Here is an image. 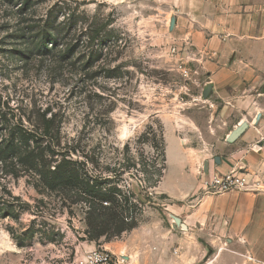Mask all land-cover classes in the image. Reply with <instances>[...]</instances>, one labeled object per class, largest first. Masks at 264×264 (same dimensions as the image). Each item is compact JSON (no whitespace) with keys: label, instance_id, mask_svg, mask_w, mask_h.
<instances>
[{"label":"rangeland","instance_id":"374dc122","mask_svg":"<svg viewBox=\"0 0 264 264\" xmlns=\"http://www.w3.org/2000/svg\"><path fill=\"white\" fill-rule=\"evenodd\" d=\"M152 1L0 0V264H81L104 250L89 226L95 199L46 177L64 158L93 190L128 200L139 228L172 220L160 186L180 152L186 182L188 160L221 155L206 77ZM47 33L56 45L40 49Z\"/></svg>","mask_w":264,"mask_h":264},{"label":"crops","instance_id":"0c3cea01","mask_svg":"<svg viewBox=\"0 0 264 264\" xmlns=\"http://www.w3.org/2000/svg\"><path fill=\"white\" fill-rule=\"evenodd\" d=\"M171 38L185 45L212 86L213 117L226 129L221 155L191 162L192 180L180 173L186 158L179 153L177 177L164 176L160 191L172 220L141 225L124 242L103 249H124L127 264H264V0H153ZM174 20V27L170 26ZM204 92V91H203ZM247 124L233 143L227 140ZM207 163V171L205 164ZM226 174L245 169L260 181V192H228L196 198L199 170ZM187 197L196 198L189 204ZM179 218L186 227L175 226ZM116 249L114 253L112 250ZM96 250V245L90 252ZM118 257V256H117ZM86 256L77 261L85 263Z\"/></svg>","mask_w":264,"mask_h":264},{"label":"trees","instance_id":"16d2710c","mask_svg":"<svg viewBox=\"0 0 264 264\" xmlns=\"http://www.w3.org/2000/svg\"><path fill=\"white\" fill-rule=\"evenodd\" d=\"M93 33V32H92ZM95 35V32L93 33ZM93 39V38H92ZM94 40V39H93ZM40 41V49L46 50L49 45H56V39L50 33L44 34ZM22 138L29 137L28 134H21ZM86 162H80V166L86 167ZM50 165V164H49ZM77 162L73 159L64 158L55 170H48L46 177L52 176L55 186H78L84 194V198L90 196L95 199L92 203L89 213V226L93 238L99 239L105 237V242H111L126 232L137 228L138 223L134 217H130L127 212L128 200L121 201L113 191H104L102 188L98 191L93 190L91 186L79 180ZM46 174V173H45ZM62 176L59 179L57 176ZM59 179V181H55ZM65 179V180H64ZM100 182V183H99ZM102 181L97 183L101 184ZM123 202L126 204H123Z\"/></svg>","mask_w":264,"mask_h":264},{"label":"built area","instance_id":"2783aa9c","mask_svg":"<svg viewBox=\"0 0 264 264\" xmlns=\"http://www.w3.org/2000/svg\"><path fill=\"white\" fill-rule=\"evenodd\" d=\"M198 196L220 195L228 192H260L262 185L256 181L253 174L247 170H233L226 174L205 173L199 170ZM81 264H127L124 260L107 250H94L86 256Z\"/></svg>","mask_w":264,"mask_h":264},{"label":"water","instance_id":"95a60500","mask_svg":"<svg viewBox=\"0 0 264 264\" xmlns=\"http://www.w3.org/2000/svg\"><path fill=\"white\" fill-rule=\"evenodd\" d=\"M173 27H174V20H172V23H171V30L173 29ZM211 90H212V86L211 85H208L206 87V89L204 90V92H203L204 99H206L209 96ZM247 127H248L247 124H243L240 128H238L235 132H233L231 134V136L228 138L227 141L229 143L235 142L243 134V132L247 129ZM205 171H207V163L205 164ZM178 226H181L183 228H186L181 223V220L179 218H175V226L174 227H178Z\"/></svg>","mask_w":264,"mask_h":264}]
</instances>
